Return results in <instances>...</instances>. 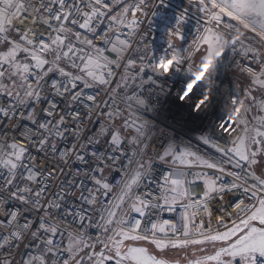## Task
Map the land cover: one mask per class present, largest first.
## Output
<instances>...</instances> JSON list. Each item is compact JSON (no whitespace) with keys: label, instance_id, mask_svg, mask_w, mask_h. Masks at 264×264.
Segmentation results:
<instances>
[{"label":"snow or ice","instance_id":"6c2138e0","mask_svg":"<svg viewBox=\"0 0 264 264\" xmlns=\"http://www.w3.org/2000/svg\"><path fill=\"white\" fill-rule=\"evenodd\" d=\"M186 5L0 0V264H264V0Z\"/></svg>","mask_w":264,"mask_h":264},{"label":"built area","instance_id":"2783aa9c","mask_svg":"<svg viewBox=\"0 0 264 264\" xmlns=\"http://www.w3.org/2000/svg\"><path fill=\"white\" fill-rule=\"evenodd\" d=\"M169 3L171 5V7L169 8L170 12L179 10V8L183 6V3L180 0H169ZM194 23L195 21H191L186 26V31L187 29L193 28ZM189 42H191V37H189ZM176 43L179 45L180 42L177 41ZM187 67V64L183 65L181 68V73ZM195 72L196 69L193 68V77L195 75ZM230 82L234 83V77L231 75V73L226 74V76L222 78V83L220 81L217 82L220 85V93L218 94L217 100L214 101L213 107L209 111L199 116L190 113L187 109V106H181L180 104L176 103L174 99V90L172 96L165 97L161 95V123L167 124L173 131L179 133L180 136L191 139L195 143V137L198 134L199 129L207 126L210 122H215L218 124L220 122V119L223 118V116H225L226 118L225 109L223 107V95H226ZM165 83L168 84L170 87L172 86L171 81H165ZM180 136H178L177 139H179ZM201 149L204 151H208L206 146L203 145H201Z\"/></svg>","mask_w":264,"mask_h":264},{"label":"rangeland","instance_id":"374dc122","mask_svg":"<svg viewBox=\"0 0 264 264\" xmlns=\"http://www.w3.org/2000/svg\"><path fill=\"white\" fill-rule=\"evenodd\" d=\"M180 1H181L183 4H185V6H187V5H186V0H180ZM195 63H199L198 58L196 59Z\"/></svg>","mask_w":264,"mask_h":264}]
</instances>
